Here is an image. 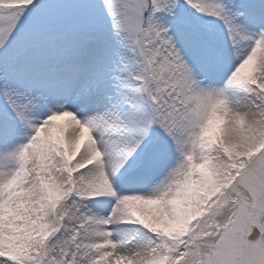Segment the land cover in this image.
<instances>
[{
    "label": "snow or ice",
    "instance_id": "6c2138e0",
    "mask_svg": "<svg viewBox=\"0 0 264 264\" xmlns=\"http://www.w3.org/2000/svg\"><path fill=\"white\" fill-rule=\"evenodd\" d=\"M0 264H264V0H0Z\"/></svg>",
    "mask_w": 264,
    "mask_h": 264
}]
</instances>
